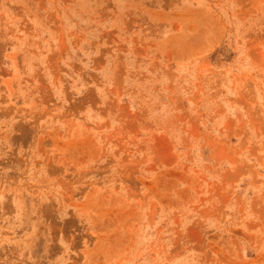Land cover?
<instances>
[{"label": "rangeland", "instance_id": "1", "mask_svg": "<svg viewBox=\"0 0 264 264\" xmlns=\"http://www.w3.org/2000/svg\"><path fill=\"white\" fill-rule=\"evenodd\" d=\"M0 264H264V0H0Z\"/></svg>", "mask_w": 264, "mask_h": 264}]
</instances>
